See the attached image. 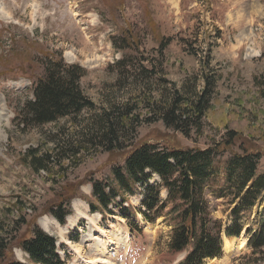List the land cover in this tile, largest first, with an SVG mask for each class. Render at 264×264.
<instances>
[{
	"label": "rangeland",
	"instance_id": "374dc122",
	"mask_svg": "<svg viewBox=\"0 0 264 264\" xmlns=\"http://www.w3.org/2000/svg\"><path fill=\"white\" fill-rule=\"evenodd\" d=\"M123 40L129 48L121 49ZM51 57L84 70L80 87L94 108L80 114V125L102 110L141 104L122 134V149L107 153L86 145L76 157L47 163L46 170L30 167L27 152L44 158L53 147L50 140L78 130L71 120L25 127L17 119L44 74L42 62ZM202 74L212 78L213 88L200 131L175 132L142 109L150 97L169 98L173 84L186 97L199 93ZM0 106V264L27 261L19 242L34 228L55 239L65 264H101L92 240L99 230L108 246L119 243L108 248V264H178L185 254L167 248L172 203L157 175L147 172L146 183L165 204L154 222L149 218L155 211L144 206L145 186H134L121 209L116 201L111 215L89 212L88 204L95 203L91 182L111 184L112 169H123L128 153L142 144L217 151L205 191L211 217L222 226L221 239L230 229L240 230L245 241L243 250L235 242L219 259L264 264V194L235 215L237 200L224 170L230 155L246 153L259 155L256 176L264 173V0H0ZM62 126L65 134H56ZM59 206L69 212L63 225L50 213Z\"/></svg>",
	"mask_w": 264,
	"mask_h": 264
},
{
	"label": "trees",
	"instance_id": "16d2710c",
	"mask_svg": "<svg viewBox=\"0 0 264 264\" xmlns=\"http://www.w3.org/2000/svg\"><path fill=\"white\" fill-rule=\"evenodd\" d=\"M122 43L121 49L129 48L130 44L125 40ZM42 63L44 74L34 82L32 98L25 102L17 119L25 127H41L71 120L78 130L72 136L62 135L59 140L56 136L50 140L53 147L44 158L36 157L33 150L27 152L25 157L29 159L30 167L36 172L46 170L47 163L76 157L86 145L104 149L107 153L122 149V134L129 130L133 121L130 116L135 109L141 108V104L135 107L126 103L121 107L102 110L89 124L82 126L76 120L83 111L94 108L80 87L84 70L78 65L66 64L60 57L47 58ZM148 73L154 75L155 72L149 70ZM201 79L204 89L199 93L186 97L173 84L169 98L162 94H158L154 100L150 97L142 109L153 112L166 128L175 132L186 135L190 129L200 131L201 120L210 108L208 103L213 88L212 78L202 74ZM58 133L65 134L64 126ZM228 136L230 138L233 134L230 132ZM73 139H77V142H73ZM219 156L213 148L200 150L139 145L125 157L123 169H112L111 184L91 182V197L95 203L88 204L89 212L98 213L102 218L111 215L110 207L116 201V208L121 209L126 196L133 193L134 186L147 187V172L153 173L160 179L162 189L172 203L168 212L171 234L167 248L173 254H185L178 264H205L207 260L219 259L223 254L222 226L211 217L210 202L205 195L214 175L215 160ZM259 158L258 154H233L224 168L228 191L232 199L237 200L233 209L235 215L253 207L264 194V173L256 176ZM147 189L149 194L144 206L147 211H155L149 218L150 222H154L160 211L165 209V204L159 200L157 189ZM50 213L61 225L69 215L63 206L52 209ZM225 234L228 238L238 237L240 230L231 232L227 229ZM249 245L257 249L250 242ZM19 247L27 255V261L10 260L5 264H65L57 253L55 239L39 228L32 230L30 238L20 240ZM2 259L3 253L0 251Z\"/></svg>",
	"mask_w": 264,
	"mask_h": 264
},
{
	"label": "bare ground",
	"instance_id": "6f19581e",
	"mask_svg": "<svg viewBox=\"0 0 264 264\" xmlns=\"http://www.w3.org/2000/svg\"><path fill=\"white\" fill-rule=\"evenodd\" d=\"M4 116V109L2 108V106H0V123L3 121V117ZM88 218V217H87ZM90 221L92 220V218H88ZM41 223H42V226L47 229L48 228V224H49V221L47 218H43L41 220ZM96 235V234H95ZM104 232L99 230V235H96L97 237L93 238L92 237V240H94L95 242V249H96V252L98 255H101L102 258H100L98 261L101 262V264H108L109 261L107 260V258L105 256L108 255V248L111 247V246H115V245H118L119 243L116 241V240H113L110 242V245L108 246L107 243L105 241L102 240V237L104 236ZM235 242H238V246L235 247L237 248L238 250H243L244 249V240L242 237H238V239H234V238H226V237H223L222 239V251L223 253L225 254V256L229 255L235 248H234V244ZM77 249V247H76ZM78 253H80V250L77 249L76 250ZM104 256V257H103ZM211 261H216V260H211ZM217 264H222L223 263V260L222 259H219L218 261H216ZM92 264V262H91ZM94 264V262H93Z\"/></svg>",
	"mask_w": 264,
	"mask_h": 264
}]
</instances>
